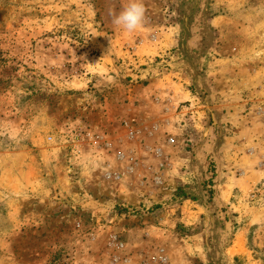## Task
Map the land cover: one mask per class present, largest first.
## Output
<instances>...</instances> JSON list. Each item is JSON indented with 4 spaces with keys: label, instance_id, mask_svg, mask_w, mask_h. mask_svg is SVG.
I'll use <instances>...</instances> for the list:
<instances>
[{
    "label": "rangeland",
    "instance_id": "374dc122",
    "mask_svg": "<svg viewBox=\"0 0 264 264\" xmlns=\"http://www.w3.org/2000/svg\"><path fill=\"white\" fill-rule=\"evenodd\" d=\"M127 2L0 0V264H264V0Z\"/></svg>",
    "mask_w": 264,
    "mask_h": 264
},
{
    "label": "clouds",
    "instance_id": "9594fccd",
    "mask_svg": "<svg viewBox=\"0 0 264 264\" xmlns=\"http://www.w3.org/2000/svg\"><path fill=\"white\" fill-rule=\"evenodd\" d=\"M146 9L143 0H128L126 6L117 14L110 13L112 23L127 33H133L144 26Z\"/></svg>",
    "mask_w": 264,
    "mask_h": 264
},
{
    "label": "bare ground",
    "instance_id": "6f19581e",
    "mask_svg": "<svg viewBox=\"0 0 264 264\" xmlns=\"http://www.w3.org/2000/svg\"><path fill=\"white\" fill-rule=\"evenodd\" d=\"M239 245V243H237Z\"/></svg>",
    "mask_w": 264,
    "mask_h": 264
}]
</instances>
